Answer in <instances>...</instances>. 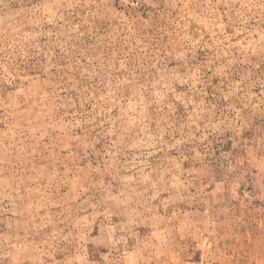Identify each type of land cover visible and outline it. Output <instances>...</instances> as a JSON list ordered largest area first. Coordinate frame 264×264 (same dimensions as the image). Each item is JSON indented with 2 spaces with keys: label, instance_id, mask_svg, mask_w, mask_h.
<instances>
[{
  "label": "rangeland",
  "instance_id": "374dc122",
  "mask_svg": "<svg viewBox=\"0 0 264 264\" xmlns=\"http://www.w3.org/2000/svg\"><path fill=\"white\" fill-rule=\"evenodd\" d=\"M0 264H264V0H0Z\"/></svg>",
  "mask_w": 264,
  "mask_h": 264
}]
</instances>
